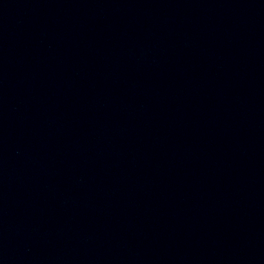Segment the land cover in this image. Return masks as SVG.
I'll use <instances>...</instances> for the list:
<instances>
[{
  "label": "water",
  "instance_id": "water-1",
  "mask_svg": "<svg viewBox=\"0 0 264 264\" xmlns=\"http://www.w3.org/2000/svg\"><path fill=\"white\" fill-rule=\"evenodd\" d=\"M0 264H264V0H0Z\"/></svg>",
  "mask_w": 264,
  "mask_h": 264
}]
</instances>
